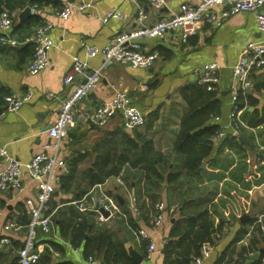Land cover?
<instances>
[{
	"label": "crops",
	"instance_id": "obj_1",
	"mask_svg": "<svg viewBox=\"0 0 264 264\" xmlns=\"http://www.w3.org/2000/svg\"><path fill=\"white\" fill-rule=\"evenodd\" d=\"M189 1L191 0H164L159 7H154L147 0H95L90 15L72 11L65 21L56 16V8L43 9L41 16L44 20L51 21L49 36L56 44L48 53V65L44 69L36 73L27 71L31 54L23 48L24 44L14 48H0V88L16 96L32 94L31 100L22 104L15 112H7L5 105H1L0 148L6 149L21 164H26L44 145L51 142L47 130L56 119L60 100L75 85L84 82L81 75H75L70 85L65 86L62 82L70 70L73 58L85 59L82 43L101 47L120 31L151 24L157 18L177 11L181 4ZM140 6L144 9L145 17L139 22L136 16ZM112 7L124 12L127 18L100 22V16ZM19 13L15 15L14 27L22 22L18 18ZM17 32L18 30H14L15 35ZM258 36L254 14L241 12L230 16L216 27L201 25L186 42H182L175 32H168L163 38L143 40L142 47L145 51L158 52L153 64L145 70H134L115 63L105 64L99 84L79 104L96 106L110 99L115 89L126 90L145 118L150 112L159 109V118L148 136L157 150L165 151L171 147L180 117L186 111L180 90L196 83V70L200 66L210 62L218 64L216 93L220 113L215 122L225 130V137L213 140L212 150L203 161L204 166L200 168L210 176L204 184L218 188L209 211L215 228L220 223H223V228L215 232L210 253L201 264H213L223 253L229 264H252L259 257L257 252L244 257L240 255V248L246 245L248 236L236 243L234 239L243 229L249 231L246 224L248 219L264 216V165L261 163L264 159V122L255 128L248 125L253 118H264V68L250 72L249 86L245 92H241L250 98L245 96L241 99L242 108L238 117L249 128L241 130L242 139L238 137L236 142L231 140L232 133L228 127V114L232 104V67L244 46ZM87 63L85 73L90 74L93 69L103 65V59L96 56L87 59ZM116 132L132 133V130L125 127L120 113L115 114L100 128L75 122L68 127L66 136L61 141L60 156L67 162L74 154L85 153L87 156L82 167L88 166L93 159L94 144L112 137ZM48 152L51 153V149ZM5 165L0 157V172ZM21 180L20 190L0 192V238L7 236L10 240L9 245L0 246V264H18L16 251L23 243L25 230L20 227L17 231L5 232L3 227L8 222L20 225L21 206L26 199L35 201L36 198V182L28 177L25 169L22 170ZM100 188L126 198L116 178L107 179ZM97 190L96 187L94 193ZM55 196L62 197L59 193ZM172 211L173 206L156 228L139 222V227L146 231L147 239L155 244V250L149 258L144 256L146 248L138 249L135 239L131 236L126 239L124 233H119L122 240H127L128 254L136 253L142 257L139 264H162V242L171 227ZM110 220L111 217L107 222ZM47 235L61 241L54 232L39 233L38 238L43 240ZM62 244L63 254L53 258L82 264L81 251L72 249L67 243Z\"/></svg>",
	"mask_w": 264,
	"mask_h": 264
},
{
	"label": "trees",
	"instance_id": "obj_2",
	"mask_svg": "<svg viewBox=\"0 0 264 264\" xmlns=\"http://www.w3.org/2000/svg\"><path fill=\"white\" fill-rule=\"evenodd\" d=\"M0 5L15 15L25 7L35 10L14 27L18 30L15 39L24 44L23 48L30 51L32 57L33 43L26 39L35 27L43 24L41 11L47 7L59 10L61 0H0ZM179 94L186 111L180 117L173 143L167 150H157L148 136L159 118V109H156L147 115L142 128L133 129L131 134L116 132L95 143L93 159L88 166L82 167L85 153L78 152L67 160L66 171L59 177L56 187L62 197L52 194L44 209V215H50L53 222V232L61 241L54 240L51 235L43 240L38 238L37 244H45V248L36 264H75L71 260L53 258L52 252L63 254L62 242L80 250L83 259L91 256L101 264H136L128 254L127 240H122L119 233H124L126 239L129 236L135 239L138 249L146 248L148 240L137 238L134 232L140 228V221L149 226L150 219L157 214L155 205L158 203L164 204L165 214L173 206L171 227L161 248L162 264H191L194 257L201 255L204 244H213L215 232L223 228V223L215 228L209 211L218 188L204 184L210 176L200 164L209 156L213 137L220 129L214 121L219 117L220 103L216 90H207L206 85L198 81L182 88ZM6 95L9 92L0 88V112ZM245 96L250 98L238 92L239 109ZM263 122L264 118H253L248 125L255 128ZM231 137L237 142L234 135ZM109 178L121 181L119 186L125 195L126 190L130 192L137 214H133L127 196L120 195L123 200L118 204L120 212L115 213L110 222L99 223L96 212L90 208L91 197L96 187ZM83 198L85 210H81L79 202ZM21 212L20 226L26 231L29 211L24 203ZM246 224L249 231L243 229L234 243L248 236L246 245L240 248V255L257 252L261 257L264 255V216L261 221H257V217L250 218ZM224 254L213 264H229Z\"/></svg>",
	"mask_w": 264,
	"mask_h": 264
},
{
	"label": "built area",
	"instance_id": "obj_3",
	"mask_svg": "<svg viewBox=\"0 0 264 264\" xmlns=\"http://www.w3.org/2000/svg\"><path fill=\"white\" fill-rule=\"evenodd\" d=\"M95 0H61V8L55 13L56 16L65 21L72 11H81L90 15V9ZM150 5L159 7L164 0H147ZM220 7L219 9H217ZM264 0H191L180 5L177 11L167 16H161L148 25L123 30L115 34L106 44L101 47L86 45L82 43V50L85 59L74 57L69 72L63 77L65 86L72 84L75 75H81L84 82L73 87L70 93L60 100L57 116L47 130L51 142L44 145L40 152L35 154L29 162L21 164L6 149L0 148V157L5 161V167L0 172V192L9 190H20L22 188V170L25 169L28 177L36 182L37 193L35 201L26 199L24 204L29 211V222L26 226L25 237L22 245L17 249L18 264H36L45 244H37L38 232L53 233L54 226L50 215H44L45 204L58 185L59 177L66 171V161L60 156L61 141L66 136L68 127L75 122L93 127H103L115 114L120 113L124 125L128 130L142 128L145 124V117L142 112L133 104L132 99L126 90L115 89L110 99L96 105L79 106V100L94 90L100 82L101 70L105 64L115 63L126 65L131 69L145 70L149 68L158 57L156 50L145 51L142 47L143 40L163 38L168 32H175L182 42L193 35L201 25L219 26L230 16L250 12L254 14L258 38L248 42L241 50L235 64L232 67L231 109L228 114V127L232 135L238 139L243 128H249L239 119L240 109L238 108V92H245L249 86V74L254 69L264 68ZM31 13L35 10L30 8ZM145 17L142 6L138 7L136 19L140 22ZM127 15L117 7L108 9L99 20L102 23L108 20H125ZM15 14L8 12L0 5V46L15 47L20 44L15 39L14 33ZM52 23L44 20L43 24L34 28L31 36L26 40L33 43V54L27 63V71L36 73L48 65V53L56 44L49 36ZM100 56L103 65L93 69L86 74L88 67L87 59ZM219 66L216 62H210L200 66L197 72V81L205 84L207 90H216L218 84ZM32 98L31 93L19 96H4L5 111L15 112L20 106ZM219 118L215 117L214 121ZM225 136V130L220 127L213 140ZM51 149V153L48 152ZM261 163L264 165V159ZM58 172V173H57ZM120 183L121 181L117 179ZM97 186L98 190L91 197L92 208L96 212V220L105 223L115 213H119V205L116 198ZM126 196L130 200V208L133 214H137V208L131 202V194L126 190ZM81 210H85L84 198L80 201ZM95 204L109 212L104 217ZM157 214L149 221L150 228L158 227L165 219V206L163 203L155 205ZM263 215L257 216L261 221ZM20 225L15 222H8L4 225L5 232L17 231ZM137 238L147 239L146 231L138 228L134 232ZM148 240V239H147ZM164 243V240L163 242ZM7 236L0 238V246L9 245ZM77 250V249H75ZM155 250L153 241L148 240L145 257L149 258ZM53 256L58 253L52 252ZM210 253V244L203 245L200 256L194 257L191 264H201L202 260ZM82 264H101L94 257L83 259ZM254 264H264V255L259 257Z\"/></svg>",
	"mask_w": 264,
	"mask_h": 264
},
{
	"label": "water",
	"instance_id": "obj_4",
	"mask_svg": "<svg viewBox=\"0 0 264 264\" xmlns=\"http://www.w3.org/2000/svg\"><path fill=\"white\" fill-rule=\"evenodd\" d=\"M31 14H32V13H31L30 8H29V7H25L23 10L20 11V13H19V15H18V18H19L20 21H23V20L27 19ZM193 83H195V82H193ZM85 98H86V96H83V97L79 100V102H84V101H85ZM238 137H239V139H242V135H239ZM203 166H204V163L202 162V163L200 164V167H203ZM54 194H55V195H58V191H55ZM115 198H116L118 204H122V203H123V200H122V198H121L120 196H117V195H116ZM95 208H97L98 211H99L104 217H108V216H109V212L106 211V210H104V209H103L102 207H100L98 204H95ZM135 217H136V219H137V216H135ZM129 255H130V257L133 259V261H134L136 264H139V263L142 261V257L139 256V255L136 254V253H131V254H129Z\"/></svg>",
	"mask_w": 264,
	"mask_h": 264
}]
</instances>
